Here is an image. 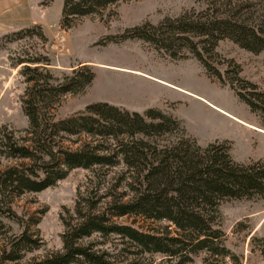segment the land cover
Segmentation results:
<instances>
[{"label": "trees", "instance_id": "1", "mask_svg": "<svg viewBox=\"0 0 264 264\" xmlns=\"http://www.w3.org/2000/svg\"><path fill=\"white\" fill-rule=\"evenodd\" d=\"M117 1L62 0L59 26L67 28L77 17L98 13ZM33 28L45 40L38 24L16 33ZM128 37L172 58L190 53L206 74L227 84L264 119V91L240 77L231 58L224 68L212 61L224 39L253 53L264 52V0H204L200 8L134 25L107 35L106 40ZM16 64L26 82L21 108L28 125L18 137L0 126V154L18 160L0 168V264L17 261L41 242L33 229L37 217L18 214L12 206L16 196L43 189L72 168L99 169L104 174L114 166L121 167L124 190L115 193L113 187L101 204V199L76 198L72 214L63 219L61 248L24 264H127L82 241L93 232L118 235L123 247L125 242L140 254L161 253L174 259L173 264L190 261L198 250L241 264L221 243L222 233L213 221L225 199H264V158L234 161L226 142L199 144L179 120L154 107L138 112L92 101L81 110L56 115L62 95L80 92L90 83L94 76L90 64L55 70L42 56L18 59ZM122 215L165 220L177 233H170L167 225L147 231L115 221ZM249 243L264 256V237L251 235Z\"/></svg>", "mask_w": 264, "mask_h": 264}, {"label": "rangeland", "instance_id": "2", "mask_svg": "<svg viewBox=\"0 0 264 264\" xmlns=\"http://www.w3.org/2000/svg\"><path fill=\"white\" fill-rule=\"evenodd\" d=\"M61 2L0 0V126L5 130L18 137L25 134L28 125L21 108L26 82L16 62L42 56L48 58L55 70L83 62L90 64L94 72L83 90L65 93L59 98L56 115L81 110L92 101H107L138 112L154 107L179 120L199 144L226 142L234 161L264 158V119L250 111L227 84L206 74L190 53L172 58L140 39L106 40L107 35L119 34L134 25L157 23L189 7L200 8L204 0H118L98 13L77 17L67 28H61L58 23ZM33 24L40 25L45 40L37 36L35 28L32 32L16 33L21 27ZM216 51L213 62H220L218 65L224 68L231 58L239 66V76L264 91V52H250L227 39L218 42ZM16 161L0 154V168ZM120 168L114 166L104 174L99 169L72 168L53 184L16 196L12 202L15 211L37 217L33 229L41 242L8 264H24L32 257L60 249L63 219L72 214L75 199H101V204L113 187L115 193L124 190ZM114 219L147 231H160L168 224L165 220L141 215ZM213 225L222 233L221 243L241 264H264V256L255 244L249 243L251 235L264 237V199L223 200ZM12 226L15 230V225ZM167 229L177 233L172 225H167ZM82 241L127 264L174 263V259L161 253L140 254L125 242L123 247L115 234L102 236L93 232ZM208 261L233 264L228 256L209 255L205 250H198L183 264H207Z\"/></svg>", "mask_w": 264, "mask_h": 264}]
</instances>
